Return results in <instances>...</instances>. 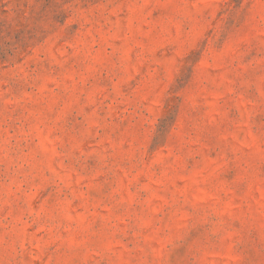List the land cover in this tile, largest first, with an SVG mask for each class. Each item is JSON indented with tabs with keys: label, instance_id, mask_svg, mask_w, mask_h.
<instances>
[{
	"label": "rangeland",
	"instance_id": "obj_1",
	"mask_svg": "<svg viewBox=\"0 0 264 264\" xmlns=\"http://www.w3.org/2000/svg\"><path fill=\"white\" fill-rule=\"evenodd\" d=\"M0 264H264V0H0Z\"/></svg>",
	"mask_w": 264,
	"mask_h": 264
}]
</instances>
